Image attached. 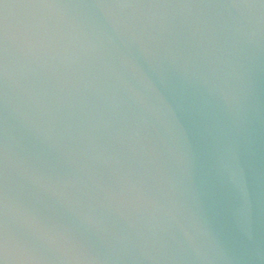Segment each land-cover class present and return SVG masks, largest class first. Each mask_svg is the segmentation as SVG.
<instances>
[{"label": "water", "instance_id": "obj_1", "mask_svg": "<svg viewBox=\"0 0 264 264\" xmlns=\"http://www.w3.org/2000/svg\"><path fill=\"white\" fill-rule=\"evenodd\" d=\"M0 264H264V0H0Z\"/></svg>", "mask_w": 264, "mask_h": 264}]
</instances>
